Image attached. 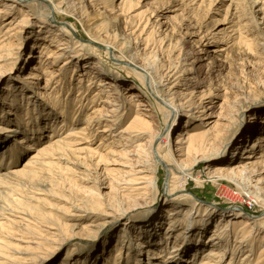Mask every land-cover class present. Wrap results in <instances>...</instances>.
Returning a JSON list of instances; mask_svg holds the SVG:
<instances>
[{"label":"bare ground","instance_id":"obj_1","mask_svg":"<svg viewBox=\"0 0 264 264\" xmlns=\"http://www.w3.org/2000/svg\"><path fill=\"white\" fill-rule=\"evenodd\" d=\"M25 1L0 0V61L11 56L13 42L21 38L14 30L29 26L30 19H34L40 28L37 34L40 38L24 53L23 61L27 63L35 57L34 48L38 49V62L47 66L42 72L45 85L37 87L33 79L37 80L39 76L28 71L7 81L0 93V264H30L33 257L27 251L39 248L45 237L44 232L55 235L57 229L54 225H44L27 208V203L35 205L42 200L34 195H46L47 191L38 187L35 191L33 187L32 198L27 195L30 193L28 188L36 182L45 187L47 180L53 178L56 181L60 174H63V181L71 182L73 179L76 184L77 179L73 175L78 174L74 170L79 162L73 160L76 158L73 154L78 150L75 145L82 141L86 143L88 139L91 143L98 141L96 149L90 148L89 152L97 157L96 166H104L92 173L78 171L81 176L77 178L91 183L90 187L97 197L102 195L100 188L108 187L115 197L126 198L131 204H136L147 196L149 190H158L156 175L161 166L168 173L164 195L171 198L176 193L175 197H184L186 201V204L179 202L168 205L171 208L165 211L164 226L163 218L155 217L153 221H147L149 224L134 222L140 231L131 233L127 225L132 222L125 220L121 229L124 234L118 235L114 246L117 264L123 261L125 255L131 257L127 259L129 264H137L138 260L132 255L135 251L141 253L143 248L146 264H264V133L250 140L249 144H246L245 138L237 142L242 143L241 150L235 154V151L232 152L229 163H225V158L220 156L223 149L215 144L220 138L217 128L219 118L210 120L213 114L205 110L206 104L196 103L193 97L183 101L185 93L177 89L180 82L193 71V66L179 67L176 58L167 67L156 62L154 48L146 51L147 46L150 49L149 34L142 38L148 19L143 21L142 27H139L140 21H131L132 15L128 21L125 19L124 40L120 42L117 41L118 34L112 29L111 21L102 19L89 23L87 19L88 28L84 27L86 40L79 38L81 34L77 33L79 27L84 26L81 18L89 16L84 6L77 16V11L70 13L68 10V13L62 10L63 0H45L54 12L51 22L48 17L50 11L31 14L29 5L23 4ZM133 1L120 0V9L117 7L120 16L138 4V1ZM165 1H176L171 7L180 3L192 13L199 11L205 3L209 9L218 2ZM107 2L104 0L105 9ZM110 2V9L113 10L116 5L113 0ZM221 6L222 0L212 11L217 13ZM229 7L235 8L230 2L225 8L223 20ZM258 7L257 11L264 18V2ZM100 14L98 8L96 18ZM227 23L230 25L222 29L223 35L218 39L224 40L225 46L229 45L238 51L251 48L253 42L247 35V29L234 19H229ZM135 27L140 30L138 33L134 31ZM199 29L201 27H198V32ZM232 31L233 35L229 37ZM141 40L144 46L139 49L137 43ZM130 42L136 45L134 52L126 50ZM22 52L23 49L19 54ZM104 56L110 60L107 61ZM104 60L113 69L120 70L124 65L121 68L127 76L122 77L118 70L115 76H111L109 69L104 67ZM114 60L122 65H116L119 63H113ZM12 68H9V72ZM131 78L137 79L144 87L143 93L137 87L126 86L128 82H133ZM197 80L194 88L203 87ZM191 90L190 94L194 95L193 88ZM31 92L35 96H31ZM198 94L199 98L205 95L203 91ZM6 95L9 96L7 100ZM35 97L38 99L35 100ZM125 119L127 122L123 124ZM192 120H199V126L189 129L191 125L188 123ZM181 121L186 127L178 133L175 147L170 148V135L179 130ZM165 146H168L167 151H164ZM23 155L26 158L18 164ZM199 162H221L212 166L210 173L238 185L243 195L248 194L252 198L260 214L251 215L236 205L213 213L211 207L202 204L191 194L187 195L184 187L174 190L171 185L174 166L185 176H192ZM110 165L115 166L108 167ZM65 182H61V185ZM27 183H31L26 187L28 192L22 194L21 189L24 185L28 186ZM246 185H250L251 191H245ZM76 201L79 202L70 203L73 213L69 217L84 218L97 214L93 208L101 209L97 207L100 204L98 200H93L92 204L82 199ZM106 206L98 215L110 217L109 223L120 225L125 217L124 211L113 205ZM162 226L163 229L159 231ZM11 240L14 241L9 242ZM9 244H14L19 249H15V252L23 256L9 255L10 250L4 249ZM74 250H66L64 259L58 264H76L77 261H67L75 255ZM81 261L86 264V258Z\"/></svg>","mask_w":264,"mask_h":264},{"label":"rangeland","instance_id":"obj_2","mask_svg":"<svg viewBox=\"0 0 264 264\" xmlns=\"http://www.w3.org/2000/svg\"><path fill=\"white\" fill-rule=\"evenodd\" d=\"M136 1H138V4L134 5L132 9L124 12L123 16H120L119 14L120 5L118 3L120 0H113V4L116 5L113 10L110 9L112 7V2H110V0L107 2L106 9L104 0H63L62 10H70V13L77 11L75 14L78 16L82 12V6L87 8L89 16L81 18L83 19L84 26L79 27V29L77 28V33L81 34L78 35V37L84 39L87 38L84 33V27L88 28V23H86L87 19L90 20L89 23L98 22L102 19L111 21V24L113 25L112 29H115L118 34V42L124 40V26L126 20H129L130 15H132L131 21L133 20L134 23L140 21L141 25H139V27H142L143 21L148 19L143 30V33H146L142 36V38H145V36L149 34L150 49L147 46L146 51L154 48L153 51H155L157 58L156 62L165 65V67L173 63V58H176L179 67H181V65H183L182 67L184 68H190L193 66V71L187 75L185 80L180 82L181 85H179V88L177 89H179V91L182 90L185 93L184 96H186V98L183 101L193 97V101H196V103L201 104L203 102L206 104L207 107L205 110L213 114L210 120H217L219 118L217 120L219 122L217 128L220 130V138L215 144L223 149L220 156L225 158V163H229L228 160L231 158L232 152L235 151V154L236 151L241 150L240 145L242 143L237 144V142L242 141L245 138V140H247L246 144H249L250 140L264 133V18L262 17V13L257 11L259 8L258 6H260L264 0H258V2L255 3L254 0H222L223 6L220 7L217 13H214L212 10H214L217 5H220L221 0H218V2H216L217 5H214L213 8L210 7L209 9L205 3L199 11H194V13L189 11L188 7L180 5V3H178L179 5L177 4V6L171 7V4H176V1L134 0L133 3ZM34 2H37L38 4H35ZM230 2L233 3V7L235 8L229 7L226 19L223 20L226 13L225 8ZM94 3L96 4V7L94 6ZM23 4L29 5L31 14L35 12L47 13L50 11L48 17L52 22L51 16L54 12L45 0H26ZM236 4L238 5L236 6ZM117 7L119 9H117ZM98 8L100 9L101 14L96 18ZM229 19L237 20L239 24H242V27L244 26L243 28L247 29V35L251 39V42H253L251 43V48L238 51L229 45V47L225 46L224 40L218 39L222 37L220 35H223L222 29L230 25V23H227ZM37 25L38 23H36L34 19H30L29 26L20 27L14 30L17 31L16 34L21 38L13 42L14 44L10 51L11 56L0 61V93L7 81L11 78L16 79V76L19 73H28V71L35 72V75L39 76L37 80L33 79V82H37V87L45 85V76L42 72L47 65L38 62L39 59L36 58V55H38V49L33 48V54H35V57H33L30 62L27 61L26 63L23 61L24 53L29 51L31 45H34L37 39L40 38V36L37 37L40 29ZM198 27H201L199 32ZM206 29L208 31H205ZM134 31H137L138 33L140 30H138V27H135ZM233 32L234 31L229 33V37L233 35ZM84 39L81 41L83 42ZM142 41L143 40L139 41L140 44L137 43L139 49H142L144 46ZM135 46V44L133 45V43L130 42L127 44L126 50L134 52ZM21 49H23V52L19 54ZM24 58L26 59V57ZM104 58L106 60L108 59L107 61L110 60V58H107L106 56H104ZM106 60L103 61L105 69H109V74L115 76L117 74L115 72H117L118 69H113V66L109 65ZM113 63H119L116 65H122L121 62L115 60ZM123 66L124 65L121 67ZM10 67H13L11 72H9ZM121 67L120 70H118L121 72V76H127V74H124ZM71 68H73V66ZM177 75L182 76L183 73H177ZM132 79L133 82H128L127 85L126 83L123 85L137 87V89L143 93V91H145L144 87H142L137 79L131 78V80ZM197 79H199V83L200 85L202 84L203 87L194 88V85L198 81ZM185 83L189 86L185 85ZM192 88V93H194V95L190 94ZM200 91H203V94H205L201 98H199L200 95L198 94ZM30 94L31 96H35L34 92H31ZM8 97L9 96L6 95L5 100H7ZM39 98L41 97L39 96ZM37 99L35 97V100ZM222 117L225 118L222 119ZM124 121L127 122V120L125 119L122 121L123 124H126ZM188 124L191 125L189 129H193L194 127L199 126V120H192ZM185 127L184 121H181L180 127L178 128L179 130L170 135V148L175 147L178 133ZM46 140L47 139L45 138L44 141ZM90 141L91 140L88 139V142L86 143H83L82 141L80 144L75 145L78 150L73 154V156L76 157L73 160L79 162V166L77 165L74 170V172H76L75 174H78L73 175L77 179L76 184L73 179L71 182L63 181V174L58 173V175L60 174L59 179H56V181L53 178L49 181L47 180L48 183H45V187L40 186V183L36 182V184L30 183L31 185L27 183L28 186L24 185V189H21V192H23L22 194H26L29 189L30 193H27V195H31L32 198L37 196L42 199L40 201L41 203L39 202L35 205H33L34 203H27L28 211H30V209L32 210L29 213L44 225H54L57 229L53 236L44 232L43 235H45V237L43 236V242L41 241L43 244L41 243L39 248L30 249L29 252L27 251V253L30 255L32 254L31 256L33 257L30 260V264H58L64 259L66 250L71 248L75 249V255L73 254V256L67 260L69 262L74 261L76 263L77 261V263L81 264L82 261L79 262V260L86 258V264H117L114 260V246L117 243L118 235L124 234L121 229H123L122 223L125 220L133 223L127 225V228L131 233L140 231L134 222L137 223L141 221L142 223H148L149 221H153L155 217H159L160 219L163 218V222H161L164 226V223L166 222L165 211L171 208L168 205L179 202L186 204L184 197H175L176 193H174L171 198L164 195V192L166 191L164 184L166 183V180H168V173L161 166L156 175V186L158 190H149L147 196L143 200L140 199L136 204H131V201L126 198L119 199L115 197V193L111 192L108 187L100 188L99 191L102 195L97 197L91 188V183H85L77 178V176H81L79 172H97L98 167L102 169V166H104H96L95 161L97 160V157L92 156L89 150L90 148L96 149V143L98 141H92V143ZM167 150L168 146H165L164 151ZM25 158L26 155L19 158L18 164H20ZM219 163L221 162H212L208 164L199 162L192 176H185L181 173L182 171L179 172L178 167L174 166L173 169L175 173L171 178V185L174 190H179L184 187L187 195L190 196L191 194L202 204L211 207L212 209H210L213 213H216L219 210L230 209L232 205H236L243 208L245 212L250 213L251 215H259L260 213L257 211L259 209L255 207L252 198H250L248 194L243 195L244 192L242 193L238 185L222 180L210 173V168L219 165ZM114 166L115 165H110L108 167ZM64 175L66 176V174ZM70 176H72V173ZM90 177L94 178V176ZM51 180H54V182ZM50 181L53 185H51ZM61 182L65 183H62L61 185ZM68 182L71 187L68 185ZM74 184H78V187H75ZM29 185L32 188H30ZM250 185L245 186V191H251ZM26 187L29 188L27 189ZM33 187L35 191L37 187V189H45L47 194L46 192V195L43 194L42 196L31 194L32 190H34ZM90 198L92 201L98 200L100 204L97 207H100L101 209H104L106 205H113L117 207L116 209H119L122 212L124 211V220H122L120 225H115L113 222L109 223L108 221H110L111 218H105L102 215H98L101 209H95L96 207L92 210L97 214L91 216L87 215L84 218L68 216L73 213V209L71 210V204L79 202L76 201V199H82L85 202H89L88 204L94 203L89 200ZM92 207L94 206H91V208ZM202 213L204 212L202 211ZM163 226L159 231L163 229ZM5 239L6 241L8 240V238ZM12 241L14 240L9 242ZM64 242L65 244L61 245V243ZM9 245L7 248L6 246L4 247V249L10 250L8 251L9 255H17L18 257L23 256L15 252V249H19L15 248L13 246L14 244ZM125 246L127 247L128 243L125 244ZM129 252H132V250H129ZM135 252L132 256L138 260L137 264H146L147 261L145 260L146 256L144 248L139 254ZM28 255L26 254V256ZM130 258L125 255L120 264H129L127 259Z\"/></svg>","mask_w":264,"mask_h":264}]
</instances>
